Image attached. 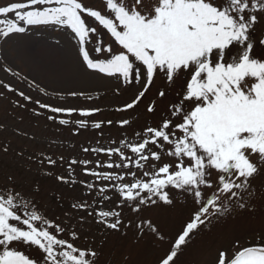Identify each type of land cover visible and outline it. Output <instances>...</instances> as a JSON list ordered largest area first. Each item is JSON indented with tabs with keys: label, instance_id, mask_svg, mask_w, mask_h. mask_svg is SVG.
<instances>
[{
	"label": "snow or ice",
	"instance_id": "6c2138e0",
	"mask_svg": "<svg viewBox=\"0 0 264 264\" xmlns=\"http://www.w3.org/2000/svg\"><path fill=\"white\" fill-rule=\"evenodd\" d=\"M43 29L64 33L86 73L119 103L113 118L92 119L104 112L98 104L34 98L16 83L49 93L0 57L11 78H0V97H18L16 108L34 104L35 116L72 136L97 137L77 155L37 149L26 157L29 172L79 187L70 211L60 197L53 210L38 180L2 172L0 264H101L107 237L130 233L156 246L154 264H181L223 221L264 201V0L0 4V43ZM67 96L93 99L82 90ZM112 127L118 135L105 138ZM178 207L182 219L169 232L159 216ZM208 264H264V226L215 242Z\"/></svg>",
	"mask_w": 264,
	"mask_h": 264
},
{
	"label": "rangeland",
	"instance_id": "374dc122",
	"mask_svg": "<svg viewBox=\"0 0 264 264\" xmlns=\"http://www.w3.org/2000/svg\"><path fill=\"white\" fill-rule=\"evenodd\" d=\"M9 0H0V4ZM107 39V36L104 37ZM0 57H3L15 69L22 72L31 81H36L41 87L47 89L49 95L40 97L38 89H28L27 83H16V87L25 90L34 98H42L53 103H72L83 106L98 104L104 112L92 119L113 118L115 106L119 103V98L113 97L111 91L104 89V86L90 77L76 54L75 49L69 43L68 37L59 31L43 29L32 31L26 35L15 36L5 43H0ZM0 78L5 77L0 72ZM15 83V81H13ZM85 91L92 100L83 98H71L67 96L69 91ZM62 93L57 95L55 93ZM99 97V98H97ZM19 99L11 93L0 97V145H9L10 151L7 155L0 153V179L3 171L15 172L22 179L33 181L38 180L41 185V198L52 205L53 210L60 211L56 207L54 197H60L64 210L70 211L69 205L73 197L80 194L77 186L70 189L58 184L54 178L44 177L35 171L29 172V165L26 157L29 154H38L37 149L48 152L60 153L65 156L77 155L80 147L86 146L91 140L95 142L96 134L92 131H82L79 136L71 135V128L60 127L48 122L44 117L35 116L31 109L34 104H29L27 108L13 107L15 100ZM23 103V101H21ZM104 132H110L117 136L119 130L116 127L105 128ZM20 133H27L24 136ZM35 137V140L30 137ZM54 142V143H52ZM49 143L52 147L49 148ZM23 150L25 158H18L16 153ZM91 158V157H89ZM64 173L63 168L57 169ZM79 171V170H77ZM79 178V177H78ZM257 186L261 181H257ZM254 211H238L235 215L223 221L217 228L207 234L202 242L189 249L181 259V264H208L212 255V245L222 238H226L233 233L245 234L251 229L264 226V201H257ZM155 214V213H154ZM182 219V209L180 207L159 216L160 223L167 231L173 232L179 227ZM95 226H93L94 228ZM96 238L101 239L99 233ZM103 256L101 264H154L158 255L156 246L148 241L135 243L131 233L129 238H123L119 234H112L107 237L102 248ZM125 257H129L125 261Z\"/></svg>",
	"mask_w": 264,
	"mask_h": 264
}]
</instances>
